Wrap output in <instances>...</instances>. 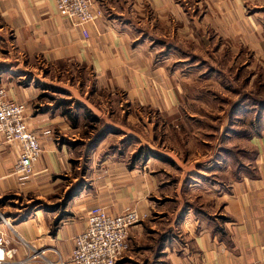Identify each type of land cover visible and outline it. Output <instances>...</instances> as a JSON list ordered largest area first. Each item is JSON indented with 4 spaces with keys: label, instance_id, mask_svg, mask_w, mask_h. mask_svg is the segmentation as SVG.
Instances as JSON below:
<instances>
[{
    "label": "crops",
    "instance_id": "0c3cea01",
    "mask_svg": "<svg viewBox=\"0 0 264 264\" xmlns=\"http://www.w3.org/2000/svg\"><path fill=\"white\" fill-rule=\"evenodd\" d=\"M90 1L100 15L86 26L84 37L58 15L55 0H0V86L10 101L25 106L27 125L38 134L42 147L33 175L20 182L11 175L19 148L0 137V219L10 223L0 228L7 250H15L13 261L73 264V239L84 231L87 212L100 206L111 216L127 208L139 212L140 221L130 229L117 264L139 253V264L152 260V264H264V129L238 140L253 151L249 172L225 184L190 186L202 195L196 198L198 207L187 202L173 214L174 218L178 214L173 228L182 238H167L152 253L140 237L155 209L148 197L158 193L157 178L141 166L151 158L144 161L121 151L96 155L114 135L99 138L100 130L91 137L90 130L84 133L88 139H76L72 134L79 117L87 123L92 122L89 114L98 119L97 115L82 105L75 117L67 107L56 106L60 99L44 101L45 93L34 78V71L45 65L83 66L97 84L122 92L130 105L150 108L171 124L185 127L186 110L174 90L179 76L173 69V50L180 51L183 37L196 36L222 52V58L246 51L264 66V0ZM234 64L229 60L226 66ZM120 143L118 139L110 149H118ZM75 148L83 149L87 160L91 155V162L85 174L65 187L66 175L75 172L71 167L77 162L71 157ZM80 179L84 183L66 198ZM34 252H43L42 257L31 259Z\"/></svg>",
    "mask_w": 264,
    "mask_h": 264
},
{
    "label": "rangeland",
    "instance_id": "374dc122",
    "mask_svg": "<svg viewBox=\"0 0 264 264\" xmlns=\"http://www.w3.org/2000/svg\"><path fill=\"white\" fill-rule=\"evenodd\" d=\"M179 49L172 53L173 69L179 76L176 81L178 88L174 90L180 93L182 107L186 110V117H182L185 127L171 124L150 108L130 105L122 92L105 88L100 82L97 84L83 66L61 64L52 69L45 65L34 71V78L39 80L36 82L45 93L44 101L60 99L56 106L67 107L73 116L80 113L82 105L97 115L99 120L94 123H85L84 118L79 117L78 129L72 136L88 139L84 137L90 130L91 137L100 130L114 135L109 137L114 139L98 149L96 155L101 157L121 151L124 156L138 155L137 158L144 161L151 158L141 166L157 178L158 193L148 197L155 209L143 225L140 237L144 248L150 247L152 253L167 238H182L173 228L178 216L176 214L174 218L173 214L187 202L198 207L196 198L202 195L201 191L190 189V186L212 182L225 184L249 172L253 151L238 140L250 138L253 132L257 133L254 129H264V107H259L260 102L264 104V66L255 61L251 53L232 51L222 58V52H215L211 45H206L196 36L192 39L183 37ZM229 60L235 61L231 67L226 66ZM115 129L122 133L116 134ZM245 133H250V136ZM118 139L123 143L118 149H110ZM150 152L159 157L152 156ZM71 157L77 162L71 164L75 172L74 175H66L65 187L74 177L80 178L85 174L92 156L87 160L84 150L75 148ZM163 157L171 163L165 162ZM77 182L74 186L79 188L84 180ZM65 187L61 188V198L65 196ZM125 211L138 212L127 208L117 215ZM140 255L132 256L124 264H139Z\"/></svg>",
    "mask_w": 264,
    "mask_h": 264
},
{
    "label": "built area",
    "instance_id": "2783aa9c",
    "mask_svg": "<svg viewBox=\"0 0 264 264\" xmlns=\"http://www.w3.org/2000/svg\"><path fill=\"white\" fill-rule=\"evenodd\" d=\"M60 17L69 20L75 28L87 37L86 26L93 23L100 11L92 9L90 0H55ZM26 108L23 104L10 101L0 86V137L5 143L19 148V158L12 167L11 175L23 182L31 178L42 147L38 134L26 122ZM86 227L73 239L70 260L73 264H117L124 251L130 229L138 224L140 217L132 211L111 216L104 207H94L86 214ZM10 226L7 219H0L1 226ZM8 241L0 228V264H21L14 262L15 250H7ZM43 252H34L31 259L42 257ZM11 261V262H10Z\"/></svg>",
    "mask_w": 264,
    "mask_h": 264
},
{
    "label": "trees",
    "instance_id": "16d2710c",
    "mask_svg": "<svg viewBox=\"0 0 264 264\" xmlns=\"http://www.w3.org/2000/svg\"><path fill=\"white\" fill-rule=\"evenodd\" d=\"M40 98H41V97H40ZM259 107H260V108L264 107V104L260 102V103H259ZM88 116H89V115H88ZM89 118L91 119L92 122H97V121H98L97 118L94 117V116H92V115H90ZM249 125H250V124H249ZM250 127H252V126L250 125ZM252 129H253V128H252ZM104 133H106V131H102V133H99V134L97 135V137L101 138L102 135H103ZM244 135H246V136H250V133H245ZM150 153H151L152 156H154V157L157 156V155H155V153H153V152H150ZM137 156H138V155H136L135 158H137ZM160 156H161V155H160ZM145 157H146V155H145ZM157 157H159V156H157ZM164 158H165V157H163V160H164L165 162H170V163H171V161H168V160H166V159H164ZM77 188H78L77 185L74 186V188H72V190L68 192V195H67L66 198L70 197L74 192H76V189H77ZM31 210H32V208H30L28 211H26V212H25V215H24L20 220H22L23 218H26V217L30 214Z\"/></svg>",
    "mask_w": 264,
    "mask_h": 264
}]
</instances>
